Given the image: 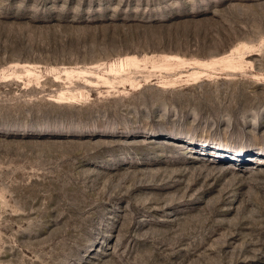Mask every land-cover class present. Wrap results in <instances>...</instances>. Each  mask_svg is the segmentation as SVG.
Masks as SVG:
<instances>
[{"label": "rangeland", "instance_id": "obj_1", "mask_svg": "<svg viewBox=\"0 0 264 264\" xmlns=\"http://www.w3.org/2000/svg\"><path fill=\"white\" fill-rule=\"evenodd\" d=\"M0 264H264V0H0Z\"/></svg>", "mask_w": 264, "mask_h": 264}]
</instances>
